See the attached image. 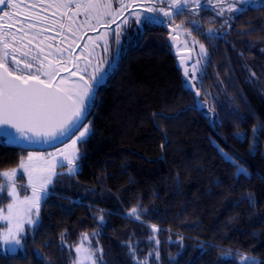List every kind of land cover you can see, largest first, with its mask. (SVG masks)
Listing matches in <instances>:
<instances>
[{
  "label": "trees",
  "instance_id": "obj_1",
  "mask_svg": "<svg viewBox=\"0 0 264 264\" xmlns=\"http://www.w3.org/2000/svg\"><path fill=\"white\" fill-rule=\"evenodd\" d=\"M168 34L150 23L124 46L89 108L79 170L55 179L24 253L0 250V264H73L82 234L100 264H264V5L201 35L200 80ZM29 150L0 139V172Z\"/></svg>",
  "mask_w": 264,
  "mask_h": 264
},
{
  "label": "snow or ice",
  "instance_id": "obj_2",
  "mask_svg": "<svg viewBox=\"0 0 264 264\" xmlns=\"http://www.w3.org/2000/svg\"><path fill=\"white\" fill-rule=\"evenodd\" d=\"M115 2L118 7L113 6V0H0V134L13 142L39 144L68 137L69 133L74 135V129L79 131L70 145L63 150L58 149L62 159H58L55 153H48L50 159H45L41 153L30 152L26 160L21 159L19 169L0 173V177L6 181V184H0V194L6 192V196L11 198L6 211L0 208V221L6 225L0 231V247L14 250L22 244L25 224L35 225L39 221L41 201L48 192L52 177L56 175L55 169L62 167L63 161H66L69 170H75V160L78 158L76 145L90 133V128L81 124V119L92 98L95 83L103 72L102 58L93 64L95 49L100 46L97 41H104L103 51L107 53L111 25L116 24L113 34L119 42L122 26L128 24L129 18L124 17L119 24L117 20L136 0ZM226 2L207 0L213 9L220 5L216 11L219 16L224 15ZM148 3L153 6L144 8L145 12L169 18L182 12L189 4L197 9L201 7V0H167V8L156 6L165 4V0H148ZM49 9L53 10L51 15L47 14ZM226 10L235 13L239 9L229 3ZM80 14L84 15V20L78 22L76 17ZM129 15H135L137 24L163 22L156 21L154 16L142 19L140 12ZM20 16H23V20L19 19ZM98 27H104L106 31L95 38L88 37L81 55H74L85 31H96ZM181 27L176 25L172 31L178 32ZM54 30L55 36L45 34ZM187 35L191 36V32H187ZM56 36L60 37V41L54 45L49 41L55 40ZM170 39L176 41L178 36H171ZM193 42L197 43L194 38ZM184 46L188 47L187 41ZM199 48V55L203 58L207 55L205 46L200 44ZM89 67L92 68L91 73H88ZM192 67L194 75L196 65ZM188 74L185 69L184 75L187 77ZM80 128L83 130L80 131ZM20 170L27 176V185L22 187L31 189V195H24L23 198L16 185ZM238 171L246 172L243 168ZM137 212V208H132L129 215L139 220ZM33 214L36 219L32 218ZM151 227L153 232L157 231L155 225ZM87 240L88 234H82L80 244L75 247L76 259L73 264H97L99 258L96 253L102 252V249L85 247L84 241ZM249 259L247 256L241 257L243 261Z\"/></svg>",
  "mask_w": 264,
  "mask_h": 264
},
{
  "label": "rangeland",
  "instance_id": "obj_3",
  "mask_svg": "<svg viewBox=\"0 0 264 264\" xmlns=\"http://www.w3.org/2000/svg\"><path fill=\"white\" fill-rule=\"evenodd\" d=\"M141 1L144 2V4L148 7L153 6L152 4L148 3V0H136L135 3H137V2L140 3ZM126 2H128V0H126ZM214 2H215V0H214ZM229 3L233 4L239 10L235 13L227 12V10H226L227 4H229ZM249 5L253 6L254 8H257L261 5H264V3H262V0H246V2H243V3L240 2V0H227V2L224 5L225 13L223 16H219L216 14V11L219 9L220 5H216V9H213V7L211 5L207 4V0H201V7L200 8H198V9L194 8V6L192 4H189L186 8L183 9L182 12L177 13L176 15L172 16L171 18L163 17L162 15H157L154 13H147L144 10L142 11V10L138 9L137 7L139 5L133 4L131 7L126 9V11L123 14V17H121L120 19L117 20V24H119L120 21L124 17H128L129 18L128 21L133 17L135 18V15H129L130 13L140 12L142 19L145 16H154L156 21H163L162 23L156 22L158 24H164V22H165L174 28L176 25H181L182 27L179 29L178 32H176V34L179 35L181 37V40H182L181 45H180V49L186 50V51L187 50L191 51L192 56H193V60L189 64L190 76L194 80H200L203 73L206 70L208 60L210 59L209 58V56H210L209 48H208L206 42L201 38V35H205V37H207V38L215 36V35H219V31L221 30V28L226 26L227 23H230L235 17H237L241 12H243L244 8H247ZM113 6L118 7V4H116L115 0H113ZM157 7L167 8L168 7L167 6V0H165V4H163L162 6H157ZM174 10L175 9H172V11H174ZM81 17H82V21H83L84 15ZM93 23H94V21H93ZM153 23H155V22H153ZM115 29H116V24H112L111 25L112 31H110L109 35H108L109 51L107 53H105L103 51L104 41L99 40V41H97V43L100 46L96 47L95 53H94L95 59H93V64L97 63V61L101 58L104 60V63L102 65L103 72L101 73L100 78L95 83V86L93 88L92 98L89 101L88 108L85 112L84 117H82V123L81 124L87 125L90 128V133L92 131V126H91L90 119L87 118L89 108H90L91 104L94 102L97 88L99 87V85L102 82H104L107 79L110 71L118 63L122 49H123L124 39L128 35L127 25H123L122 29H121V35L119 37V42H117V38L113 34ZM209 29H212V31L209 32ZM97 30H98L97 32L89 34L88 37L95 38V37L99 36L101 33L106 31V29L104 27H98ZM187 32H191V36L187 35ZM88 37L80 46V49L78 50L77 56L81 55L84 44L88 42ZM193 38L195 39V41L197 43L193 42ZM185 41H187V45H188L187 48H185V46H184ZM200 44H203L205 46V50L207 52V55L204 56L203 58H201L199 55ZM198 60H199V63L197 64ZM193 65H196V70H195L194 75H193V67H192ZM83 66H84V63H83V60H81V67H83ZM72 70L75 71V69H72ZM91 72H92V68L89 67L88 73H91ZM61 75L66 76V75H68V73H61ZM87 78H88V76L85 74V79H87ZM73 79H78V77H73ZM82 130L83 129L80 128V131H82ZM90 133H89V135H90ZM78 135H79V131H76L74 135H72L69 139H67L65 142H63L60 145L48 147L46 149L29 150L24 159L25 160L27 159V156L30 152L31 153H41L44 155L45 159H50V157H48V153H55L57 155L58 159H62V157L60 156V153L58 152V149L59 150L65 149L66 145H70L72 140L76 139V136H78ZM89 135L86 136L82 141H79L76 145V148H77L76 155L78 158L75 160V165H74L75 170L70 171L66 161H63L62 167H57L55 169L56 175H54L52 177V183L48 186V192L44 196L43 200L41 201L39 221L41 219V208H42L43 201L45 200V198L49 194L52 186H54L55 179L60 174H63V173L74 174L79 170V166H80L79 160H80V157L82 154V145L85 142V140L89 137ZM69 151H71V150L69 149ZM15 168L19 169V166L15 167ZM11 169H13V168L6 169L5 171H10ZM5 171H3V172H5ZM0 173H2V172H0ZM2 184H6L5 179L3 180ZM16 185H17L18 191L21 193V198H23L24 195H29V196L31 195V189L30 188L25 189L24 187H22V186L27 185V176L22 174V170L18 171V175H17V179H16ZM10 202H11V198L9 197L8 202L1 204L0 208H4L6 211L7 210V204ZM32 218L36 219L34 214H33ZM39 221L37 223H39ZM35 225L25 224V233L23 234L22 244L20 246H16L14 250L11 247H9V248L0 247V250L6 254H23L25 251L24 235L28 232V230L30 228H33ZM5 227H6L5 222L0 221V231H3L5 229ZM84 246L85 247L91 246L93 248L99 249L98 244L95 243L93 237H91L90 235H88V240L84 241ZM96 256L99 258L98 252L96 253ZM242 256H247V255L243 254ZM249 258H250L249 260H253L251 257H249ZM99 262H100V258L98 259L97 264H100ZM244 262H247V261H244Z\"/></svg>",
  "mask_w": 264,
  "mask_h": 264
},
{
  "label": "water",
  "instance_id": "obj_4",
  "mask_svg": "<svg viewBox=\"0 0 264 264\" xmlns=\"http://www.w3.org/2000/svg\"><path fill=\"white\" fill-rule=\"evenodd\" d=\"M165 26L167 27V29L169 30V34H168V41L170 44H172V52L179 56V60L180 62L183 60L184 62L181 63V65L183 67H185V69H189V64L191 63V61L193 60V56H192V53L191 51L189 50H180V45H181V37L179 35L176 34V32L172 31V29L174 27H172L171 25H169L168 23H165ZM171 36H178V39L176 41H173L172 39H170ZM191 57L190 59H188L187 57ZM81 123H82V119H81ZM8 131L14 133L15 130L14 129H8ZM0 132H2V130H0ZM73 132L75 133L76 130L74 129ZM73 134L72 133H69L68 137H61L59 140H55V141H51V142H48V143H39V144H29L28 142H25V141H19V142H13V141H10L8 137L0 134V139H5L6 141L8 142H11V143H17V144H20L24 147H29V148H33V149H46L48 147H53V146H56V145H60L62 144L63 142H65L67 139H69V137H71Z\"/></svg>",
  "mask_w": 264,
  "mask_h": 264
},
{
  "label": "flooded vegetation",
  "instance_id": "obj_5",
  "mask_svg": "<svg viewBox=\"0 0 264 264\" xmlns=\"http://www.w3.org/2000/svg\"><path fill=\"white\" fill-rule=\"evenodd\" d=\"M135 5H139L137 8L140 9V10H144V8L148 7L144 4V2H140V3H135ZM156 6H162V5H156ZM5 10H8V9H5ZM74 10V9H73ZM8 11H11L10 9ZM53 10L52 9H49L48 10V15H51V12ZM176 11V10H174ZM83 14H80L79 16L76 17L77 21H82V17ZM19 19L23 20V16H20ZM153 23V22H152ZM156 23V22H155ZM150 24L149 22H143V23H140V24H137L135 22V18H131L129 21H128V24H127V33L128 35L125 37L124 39V42H123V48L126 44H129L131 41H134V40H137L139 38V36L143 33V31L145 30V28L147 27V25ZM164 25H165V22H164ZM19 25H17L18 27ZM14 30V29H13ZM98 30L96 29V31H85V33L83 34V38L79 41V44L80 46L82 45V43L86 40V38L88 37L89 34H92L94 32H97ZM46 35H51V36H55L56 33H55V30L52 31V32H49V33H45ZM67 34V33H66ZM60 41V37L59 36H56V39L53 40V41H49L50 43H53L54 45L59 43ZM80 49V47L76 48L75 52H74V55H78V50Z\"/></svg>",
  "mask_w": 264,
  "mask_h": 264
}]
</instances>
